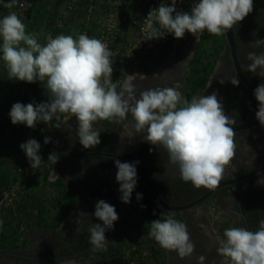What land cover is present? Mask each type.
I'll return each mask as SVG.
<instances>
[{
  "label": "clouds",
  "instance_id": "9594fccd",
  "mask_svg": "<svg viewBox=\"0 0 264 264\" xmlns=\"http://www.w3.org/2000/svg\"><path fill=\"white\" fill-rule=\"evenodd\" d=\"M16 3L17 0H8L5 7L11 8ZM253 10V0H198L190 11L177 10V0H171L170 5L161 3L149 11L146 17L149 39L164 38L167 34L182 39L186 32L197 37L204 30L220 36L233 30ZM26 28L15 13L0 19V59L9 80L30 84L39 81L49 98L38 104L14 103L9 112L13 125L35 129L39 123L49 125L54 118L59 120V114H71L77 122L79 143L83 149H93L101 143L98 122H123L130 114L135 132L144 133L147 143L167 153L169 163L178 168L184 182H191L197 189L214 190L219 185L225 166L235 155L236 120L225 113L216 92L193 96L190 101L173 87L149 88L137 95L131 76L122 84L120 80L113 82L115 53L101 40L86 34L75 38L64 34L53 38L49 34L46 43L41 44L40 33L28 32ZM250 46L264 48V39L257 38ZM246 58L251 63L242 65L243 71L264 72V51H250ZM225 81L233 86L240 83L237 75L221 79L220 83ZM253 95L258 102L255 118L264 127V83L255 88ZM50 142L51 137L45 136L44 144ZM19 147L32 169L47 162L55 165L61 155L51 152L45 162L39 154L41 144L34 138ZM138 163L114 161L120 200L125 204L131 202L137 185ZM136 198L139 201L142 194L137 193ZM93 215L102 224L89 225L91 250L106 249L109 241L105 233L114 228L118 213L113 205L99 200ZM3 223L0 220V225ZM150 225V238L162 248L176 251L181 258L194 252L187 225L176 220L172 213ZM217 253L225 258V264H264V220L259 221L255 231L247 227L226 228ZM199 259L203 264L205 257Z\"/></svg>",
  "mask_w": 264,
  "mask_h": 264
},
{
  "label": "flooded vegetation",
  "instance_id": "af4514ba",
  "mask_svg": "<svg viewBox=\"0 0 264 264\" xmlns=\"http://www.w3.org/2000/svg\"><path fill=\"white\" fill-rule=\"evenodd\" d=\"M235 32L240 62L242 65H248L251 63L246 58L248 52L255 51L259 53L264 51V48H253L250 46L251 41L257 38L264 39V13L254 7L253 12L235 27ZM187 34L188 42L184 44L183 41V46L186 47L176 50L174 57L172 56L171 60L158 69L155 74L158 75L156 77H154L155 75L152 76L153 79L151 81L155 83L144 85L139 77L131 79L136 85L137 95H139L140 91L149 88L170 87L184 78L187 74L186 71H188V62L190 60L189 58L185 61V57L190 51L192 41L195 38L192 34ZM183 49L184 52H181ZM225 59L226 63L223 62L224 58L221 54L219 63L216 65L217 68H214L212 74L209 76L200 96L216 92L218 98L221 99L225 113L236 120L235 125L252 121L256 119L255 113L258 110V102L254 95L246 90L241 83H239V86H233L228 81H225L223 84L220 83L221 79L235 75L228 52ZM244 72L249 79L259 84L264 83V72H261L260 69H257L256 73ZM125 121L134 125L130 114ZM125 121L118 122L117 128L112 125L113 121L112 126L108 125L107 121L98 122L96 126L101 131V143L93 149H83L79 143L75 132L77 127L75 119L68 120L63 124L62 130L59 132L63 139L59 140V144H62L61 147L64 146V152L54 165V168L59 173L58 181L76 199L75 204L55 231L43 228L36 238L33 240L27 239L24 247L3 250V254H0V264H62L68 260H80L81 258L86 263L87 260L102 252L114 250L117 243L114 245H110V243L117 237L121 238L123 235L124 220L120 217V214H123L122 210L126 209L124 205L127 204L121 202L117 192L119 186L115 179L117 169L114 161L111 158L96 154L122 155L138 147L151 146L144 140V133H136L134 128L121 133L122 131L120 130ZM257 129L264 131V127ZM257 129L236 133L234 138L235 143L240 145L242 141L248 139L249 132ZM64 153H67V155H64ZM235 154L237 155V152ZM239 157L238 154L237 161L230 162V164H234L236 170L229 173L228 179L244 175L253 167L264 163V154L260 155L258 151H251L248 154V159H251L255 163L251 168L245 167L243 162L238 161ZM133 161H139L136 165L137 170L153 182L166 200L173 205H185L209 190L204 187L197 189L191 182L189 185H185L180 178L178 168L169 163L167 153L163 149L142 155ZM137 185L140 187L141 184L137 182ZM253 192L255 193L253 194ZM261 194H264V172L242 183L218 190L210 199L202 204L214 203V205L216 204L227 209L228 213H231L230 209H235L240 218L237 227H245L238 210V203L242 198ZM99 200H104L113 205L119 219L114 222V228L105 233L109 241L107 248L92 251L89 244L90 233L88 229L92 223L102 224L93 215L95 205ZM262 209H264V198L246 204V212L253 231L258 229L256 221ZM175 214L188 218L191 216V210L173 213V215ZM119 225L122 227L121 230ZM223 232V229L218 228V232L211 239H208V235L202 236L201 234H197L196 231L193 233V236H190L191 241L198 247L196 248L198 253L202 251L208 254L213 253L212 258L210 257L212 260L209 263L205 262L203 264H225V259L222 262L223 258L214 257L217 252V246H219V240L223 238ZM165 256V264H201L198 260L200 256L195 253L181 258L176 251L168 250Z\"/></svg>",
  "mask_w": 264,
  "mask_h": 264
},
{
  "label": "built area",
  "instance_id": "2783aa9c",
  "mask_svg": "<svg viewBox=\"0 0 264 264\" xmlns=\"http://www.w3.org/2000/svg\"><path fill=\"white\" fill-rule=\"evenodd\" d=\"M82 1H69L67 12L59 20L58 29H63L64 24L70 22V12H73L78 6H82ZM197 2L198 0H177V10L190 11ZM161 3L170 5L171 0H97L96 4L91 2L86 11L84 10L80 28L74 38L78 34H86L90 38L101 40L108 46L115 53L112 80L113 82L120 80L122 84L124 79L133 74H145L146 69L154 71L159 65L166 63L172 53L176 41L172 34H167L164 38L149 39L146 17L150 10L158 8ZM125 5H130L131 8L128 16L123 17L125 22L122 27L120 15ZM102 6L107 7L106 9L109 11L102 9ZM142 13H146V15L143 16ZM119 32H121L119 37L122 40L116 42ZM119 89L120 85L117 87V90ZM59 116L60 119L54 118L46 129L38 124L37 129L29 128L24 142L34 138L41 144L39 154L47 152L55 141L59 127L74 118L71 114H59ZM45 136L51 137L50 143L44 144ZM44 173L43 165L38 169H32L24 153L15 170L18 181L4 191V197L2 196L0 201L11 204L12 201L28 195L32 186L41 185L40 181ZM118 254L121 256L118 264H147V261H150L149 251L147 249L139 250L135 246L124 247Z\"/></svg>",
  "mask_w": 264,
  "mask_h": 264
},
{
  "label": "rangeland",
  "instance_id": "374dc122",
  "mask_svg": "<svg viewBox=\"0 0 264 264\" xmlns=\"http://www.w3.org/2000/svg\"><path fill=\"white\" fill-rule=\"evenodd\" d=\"M69 1L70 0H17V3L15 5H13V7L7 8V7H5V4L8 3V0H0V19H2L4 17V15H8L10 13H15L22 20L24 18L23 21H25L27 24L26 30L28 32H36V33L41 32L40 34H43V35L41 37H39V39H41V40H39V42L41 44H45L46 43V37L49 34L50 35L52 34V31L54 28L58 27V25L60 24L59 20H61L60 17L63 16L65 12H67V7H68L67 4L69 3ZM30 3H32V5L34 6L33 11H32V14L30 16V19H25V16L27 14V10L30 7L29 6ZM82 9H83L82 6H78L77 8H75L73 10V12H70L71 20L68 23L69 28L67 27L66 29H64V32L62 34L72 35L73 37L77 34L78 31L74 34L75 31L72 29V25L74 26L76 24L74 22V20L76 21V16L82 11ZM201 34H203V33H201ZM201 34H199V36H197L193 39L191 49L187 53V56L185 57V61L188 60L189 58H191V56L193 54L192 52L194 51L195 43H197L199 41ZM187 35L188 34L186 32L185 36L182 39H176L172 53H171L169 59L167 60V62L169 60H171L172 56L174 57V53L176 50H180V49H182V47L183 48L186 47L183 45L188 42ZM183 41H184V44H183ZM181 52H184V49L181 50ZM221 54H222V57L224 58L223 62L226 63L225 57L227 55V50L225 47H224ZM217 63H219V59H218ZM217 63H216V65H218ZM216 65H215V68H217ZM2 67H3V63L0 64V122L2 121L3 117L6 115V112L8 111L7 110L8 107L11 109V106L16 102H20V103H23L25 105L28 104V102H25L24 98L26 97V95H30V97H31V95H33L35 93L34 89H32V88L29 89L31 87L29 85L30 83L18 81V80H9L7 75L2 74V72H1ZM186 73H187V71H186ZM155 74L156 73L151 74V75H149V74L148 75L147 74H141V75L140 74H138V75L133 74L134 76L132 75L131 79H134L135 77L136 78L139 77L140 81L143 82L144 85H147V84L150 85L152 83H155L154 81H151V79H153L152 76ZM157 75H155L154 77H156ZM182 80L183 79L179 80L178 83H175L174 85L170 86V87L176 88L181 94L183 93V90H184V82ZM32 84L37 86V85H40L41 83L39 81H37L35 83H31V85ZM39 88H40V86H39ZM34 97H35V95H34ZM48 98L49 97L47 94L43 100H39L37 102H34V100L32 98L31 102L33 104H38L41 102H45L46 100H48ZM8 118L10 119L9 114H8ZM38 126H42L45 129L47 127V125H45L43 123H39ZM28 131H29V128L24 126V129L21 131V136H22L21 142L22 143L25 141V138L28 134ZM248 135H249L248 139L242 141L240 145L238 143H235V145H236L235 153L237 152V155L236 154L234 155L231 162L232 163H233V161L236 162L237 156L239 154L240 159H238V161L243 162V165L245 167L251 168L253 165H255V163H253L251 159H248V154L251 151H255V152L258 151V153L260 155L264 154V131L257 129V130H254L252 132H249ZM12 141H13V139L10 138V139H8V141L5 142V144H7L9 146V143H10V146L14 147L15 145L12 143ZM22 153H23V151L21 150V155H22ZM231 164L225 166L223 178L221 180L228 178L230 176L229 173L236 170L234 164H232V165ZM1 177H2V175L0 173V179H1ZM9 178H10V176H9ZM118 186H119V184H118ZM118 189H117V192H118V195L120 196L121 194H120ZM3 193H2V196L4 197ZM137 193L142 194V189L138 185H136V188L134 189V191L132 193L131 202L128 203L127 205H124L126 209L122 210V212H123L122 215L120 214V217H122L124 221L125 220L132 221L133 224H135L139 220V218H137L135 216V213L132 212V208H133V205L135 204V199H136ZM19 199L20 198L12 201L10 205L14 206V204ZM229 202L231 203L230 199H229ZM0 203L2 205H7L5 201L0 202ZM43 204L48 205L49 203H46L44 201ZM48 209L50 210V216H52L54 214V210L51 209L50 207ZM137 209H138L139 213L143 212V210H144L143 208H137ZM226 210L227 209L222 208L221 206H217L216 204L214 205V203H205V204H202L198 207L191 209V216H189L188 218H185V216H182V218H183L182 223H185L187 225V229H188L190 236H193L194 235L193 233L196 231L197 234H199V235L201 234L202 236L208 235V239H211V238H213L214 234H216L218 232L219 224L216 221H218V219H220L221 216H225V217L231 216V218L233 217L238 222H240V218H239L238 213L236 212L235 209H233V210L230 209L231 213H228ZM45 219H48V218L45 217ZM17 222H18V220L16 221V223ZM16 223H15V221L10 222L6 226L5 233L8 236H10V234L14 231V229L15 230L17 229V227H15V225H14ZM25 224L26 223H24V226H25ZM26 226H27V224H26ZM19 227H20V229L18 228V230L20 233L21 231H23V228L21 226H19ZM29 228H30V226H29ZM129 235H130L131 239L128 240V242H125L124 244H122L120 246H116L113 251L112 250L106 251L105 256L96 255L95 257H92L91 259L87 260L86 263L83 261L82 258L80 260H77V259L68 260L67 262H70V264H118V261L121 258V256H119L120 254H118V253H119V251H122L124 247L135 246L137 248L140 247L142 249V248H145V246H146L144 239L140 238L133 228L130 229ZM136 241H138L140 243V246L136 243ZM196 248H198V247L195 246V250L193 253H195L197 255H199V254L204 255V251L198 253ZM167 252H168V250L164 253V258L166 257L165 255ZM147 264H151V262L147 261Z\"/></svg>",
  "mask_w": 264,
  "mask_h": 264
},
{
  "label": "trees",
  "instance_id": "16d2710c",
  "mask_svg": "<svg viewBox=\"0 0 264 264\" xmlns=\"http://www.w3.org/2000/svg\"><path fill=\"white\" fill-rule=\"evenodd\" d=\"M97 0H83L81 2L82 4V11L84 13V10L86 11L87 7L89 6V3H93L96 4ZM30 7L27 10V14L25 16V19H30V16L32 14L33 11V5L32 3H30L29 5ZM107 7L102 6V9H106ZM131 6L130 5H125L124 9L122 8L121 10V15H120V20L121 22V26L123 27L124 24V20L123 17L128 16V12L130 10ZM107 11H109L108 9H106ZM142 15H146V13H142ZM5 16V15H4ZM60 18H63V16H61ZM22 20V19H21ZM24 20V18H23ZM22 20V21H23ZM23 23L25 25L26 22L23 21ZM28 23V22H27ZM68 23H65L63 26V29L61 28H54L52 31L51 36L53 38H55L58 34H62L64 32V29H66L68 27ZM41 33V32H39ZM112 34V33H111ZM121 34V32L118 33L117 38H116V42L121 41L122 39L119 37ZM43 34H40V37ZM41 40V39H39ZM0 44H2V40H0ZM225 47V40H224V36L220 35V36H216V35H212L210 33L207 32V30L203 31V34H201V37L199 39V41L196 43L195 46V50L188 62V71L187 74L184 76L183 78V82H184V90L182 93L183 98L187 99V100H191V98L193 96H199L202 91L204 90L206 83L208 81L209 76L212 74L215 65L218 61V59L221 56V53L223 51ZM3 63V67L1 69L2 74L7 75V69L5 67V64L3 62L2 59H0V64ZM165 63H162L161 65H159L154 71H150L149 69H146L145 74H154L158 71V69L164 65ZM31 87L29 89H34L35 91L37 89H39V85H34V84H29ZM35 98L33 95H26L25 102L28 103H32L31 99ZM47 101V100H46ZM45 101V102H46ZM8 113L10 112V108L8 107ZM7 113V114H8ZM9 120L8 115H5L2 119V121L0 122V144H1V139L2 136L4 135V131H5V125L7 123V121ZM37 129V128H36ZM40 129V127H39ZM48 174V170H45V173L43 174V180H46V176ZM17 177L14 176L12 177L11 182L9 183L8 179L6 178L5 175H2L1 179H0V200L2 198V193L4 190L8 189L10 186H12L15 182H17ZM183 183L185 185H189L190 182H184ZM139 184V183H138ZM53 186L55 187H59L60 189V198L59 197H53L51 200L49 199L48 202L49 203V207L51 209L54 210V214L52 216L47 214V211H49V209L47 208V205L43 204V203H36V210H37V222L36 224L38 226H40L41 228L44 229H49L52 231H55L61 221L63 220V218H65L69 212L71 211V209L73 208L76 199L72 196L71 192H69L67 189H65L62 186V183L56 181ZM141 189H142V199H140L139 201L137 200V198L135 199V204L133 205L132 208V212L135 213V216L137 218H139V220L133 224L132 221H128L125 220L124 221V231H123V235L120 238V240L118 241L116 246H120L122 244H124L125 242H128V240L131 239L130 235H129V231L130 229H134L137 233V235L144 239L145 241V248L142 249H147L149 251V259L152 262V264H165V258H164V248H162L155 240L154 238H150L149 236V231H150V222H152L153 220L156 219H160L161 221H163L165 218H167L168 213L160 210L159 208H157L155 206V204L153 203L148 190L140 185ZM256 191V190H255ZM255 192H253L254 194ZM252 194V195H253ZM27 197V195H24L23 198L25 199ZM137 208H143V212H138ZM261 213L258 214L259 218L256 221V226L259 227V221L260 220H264V209H262L260 211ZM9 213H10V217L12 218L13 216H18L19 220L15 225V227H17V229L10 234V236H8L5 233V229L6 226L9 224L7 223V221H4V223L0 226V248H6V249H17L19 247H24L25 243L24 241H20V233L18 228L20 229L19 226H21V223H23V219H27L29 217V214L25 212V209L23 208V206L21 205V203H19V201H17L14 204V208L12 209L9 206ZM48 218V219H45ZM19 243V244H18ZM136 243L140 246V243L138 241H136ZM139 250H141V248L139 247ZM110 251V250H109ZM106 251L103 253L98 254L99 256H105Z\"/></svg>",
  "mask_w": 264,
  "mask_h": 264
},
{
  "label": "crops",
  "instance_id": "0c3cea01",
  "mask_svg": "<svg viewBox=\"0 0 264 264\" xmlns=\"http://www.w3.org/2000/svg\"><path fill=\"white\" fill-rule=\"evenodd\" d=\"M82 18H83V11H81L76 16V21L74 20V22L76 24L73 22L75 24L74 26L72 25V29L75 31L74 34L79 30ZM39 86H40V88L37 89L35 91V93L33 94V96L35 95V99L33 98L34 102H37L39 100H43L44 97L47 95V92L42 87V85L40 84ZM7 112H6V115L9 114V113L7 114ZM73 119H75V117L70 119V121ZM117 123L118 122H114L112 124L111 120L107 121L108 125L112 124L116 128H117ZM24 126H25L24 124L13 125L11 123V120L9 119L5 125L4 135L2 136V139H1V144H0V173H1V175L6 176L9 183L11 182V180H12L11 177L14 176L16 167H17L18 163L20 162V160L23 156V153L21 155V149H20L19 145L22 143L21 142V138H22L21 131L24 129ZM62 126H63V124L59 127V129L56 133V138H55V141H54L52 147L47 152L41 154V156L43 157L45 162L47 161L48 155L51 152L60 153L61 154L60 157H62V155H63L64 146L61 147L62 144L61 145L59 144V140L63 139V137H61V135L59 134V132L62 130L61 129ZM122 126L123 127L120 130V131H122L121 133H123L125 130H131L132 128H134L133 125L128 121H125ZM10 138L13 139L12 143L15 145L14 147H11L10 143H9V146L7 144H5V142L8 141V139H10ZM42 165H43V170H46V169L48 170L46 180H43V178H42V180L40 181L41 182L40 186H37V185L32 186L29 189L27 197L25 199L23 197H20V199L18 200L19 203H21V205L25 209V212L29 214V217L27 219H23V223H21L22 224L21 227L23 228V231L20 232V235H21L20 241L23 240L24 243L27 241V239L33 240L34 238H36V236H38V234H40L42 229H43L40 226H37V224H36V222H37V217H36L37 210L35 208L36 203L37 204H38V202L43 203L44 201L48 202V200L49 199L51 200L53 197H59L60 198L59 192H60L61 188L53 186V184L56 181H58V177H59V173H57V171H56L57 169L54 168V165H52L51 162H47V163L42 164ZM64 166H65V164H64ZM9 176H10V178H9ZM9 206L12 209L14 208V206H12L10 204L2 205L0 203V220L7 221V223L15 221V223H16V221L19 220V217L17 215L13 216L12 218L10 217ZM47 208H49V205H47ZM47 214L50 215V210L47 211ZM173 217L176 220H178L179 222H183V218L179 214H175V215H173ZM216 222L219 224V228H221L223 230H225L226 228L237 227V225L239 223L233 217L231 218V216H226V217L221 216L220 219H218V221H216ZM24 223H26L27 226H26V224L24 226ZM29 226H30V228H29ZM3 250H6V248H0V254H3ZM166 251H167V249H164V253ZM210 254H208L205 251H204V255L199 254L200 257L201 256L205 257L203 263H205V262L209 263L212 260L211 258H212L213 253H210ZM215 256L218 258L221 257L217 252H216V255H214V257ZM199 258H198V260L200 261ZM221 258H223V257H221ZM224 259L225 258L222 259V262H224L223 261Z\"/></svg>",
  "mask_w": 264,
  "mask_h": 264
},
{
  "label": "water",
  "instance_id": "95a60500",
  "mask_svg": "<svg viewBox=\"0 0 264 264\" xmlns=\"http://www.w3.org/2000/svg\"><path fill=\"white\" fill-rule=\"evenodd\" d=\"M253 2H254V7L264 13V0H253ZM223 36L225 40V48L231 60V64L235 72V75L238 76V79L240 83L243 85V87L246 90H248L251 94H253L255 88L259 85V83L249 79L241 68L242 64L239 59L238 42H237L235 28L233 30H229L225 32ZM260 127L262 126L259 124V121L257 119H254L249 122H243V123L234 125L233 130L235 133H238V132L257 129ZM155 150H158V149L155 146L151 145V146H143V147L135 148L129 153L122 154V155H114V154H106V153H98L96 155H102L104 157L111 158L113 161H115L116 159H119L121 162H133V160L136 159L137 157L151 153ZM262 172H264V163L253 167L251 170H249L244 175H241L239 177L229 178V179L227 178V179L220 181L219 185L214 190H208L206 193L202 194L195 200L185 205H182V206H176L168 202L166 198L164 197V195L161 193V191L157 188V186L153 182H151L149 179H147L138 170H137V177H138L137 182L140 183L142 186H144L148 190V193L157 208H159L160 210L168 214L169 213L173 214V213H179L182 211L191 210L197 207L198 205L206 202L218 190L225 188V187H229V186L242 183L243 181L251 177L257 176ZM82 191L86 193L85 190L82 189ZM263 198H264V194L253 196V197H245V198H242L238 203V210H239L241 219L245 227L249 228V230L253 231L250 220L246 212V204L249 202L259 201ZM119 228L120 230L122 229L120 225H119ZM119 238L120 237H117L113 242L110 243V245H114L115 243H117L119 241Z\"/></svg>",
  "mask_w": 264,
  "mask_h": 264
}]
</instances>
